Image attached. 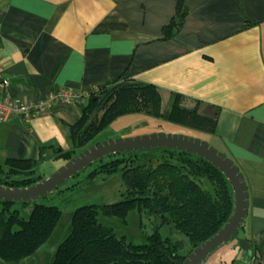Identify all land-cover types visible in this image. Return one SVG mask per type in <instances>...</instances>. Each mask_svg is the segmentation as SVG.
Here are the masks:
<instances>
[{"label":"crops","instance_id":"0c3cea01","mask_svg":"<svg viewBox=\"0 0 264 264\" xmlns=\"http://www.w3.org/2000/svg\"><path fill=\"white\" fill-rule=\"evenodd\" d=\"M176 1L0 0V77L9 94L39 102L73 93L0 123V161L70 149L67 124L78 120L79 100L120 76L157 86L162 110L171 93L199 100L203 113L216 115L209 139L244 176L241 236L264 261V0H184L180 29L163 39ZM43 245L16 264H34ZM240 254L225 252L218 264H251Z\"/></svg>","mask_w":264,"mask_h":264},{"label":"trees","instance_id":"16d2710c","mask_svg":"<svg viewBox=\"0 0 264 264\" xmlns=\"http://www.w3.org/2000/svg\"><path fill=\"white\" fill-rule=\"evenodd\" d=\"M187 12L185 1L177 0L173 16L162 27L163 39H170L178 32ZM251 23L255 22L248 20L245 24ZM119 78L79 100L80 116L74 124H67L71 148L56 150L57 158L69 160L117 117L134 112H147L179 126L215 133L216 115L202 113L199 100L171 93L167 108L162 110L157 86L129 76H123L118 82ZM132 153L112 154L107 156V161L99 160L91 174L120 172L126 187L123 198L109 204L77 207L72 214L70 232L56 247L50 264H176L175 261H183L187 254L179 253L177 242L161 236L163 225L185 234L191 251L216 233L230 217L231 187L210 162L189 152L161 148L156 163L135 164ZM44 157V148L40 149L37 159L5 157L0 161V184L22 188L39 181L43 177L34 175L35 167ZM0 202V261L16 264L33 255L47 241L60 219L61 209L34 202L28 218H24L12 208L15 202ZM134 207L140 215L151 216L154 224L153 232L143 244L127 243L98 219L102 212L125 222L127 213ZM250 242V263L264 264L255 242Z\"/></svg>","mask_w":264,"mask_h":264},{"label":"rangeland","instance_id":"374dc122","mask_svg":"<svg viewBox=\"0 0 264 264\" xmlns=\"http://www.w3.org/2000/svg\"><path fill=\"white\" fill-rule=\"evenodd\" d=\"M120 80H122V77L119 78L118 82ZM105 96L106 95H104V97ZM104 97L99 100L98 105L103 102ZM187 102L191 103L189 101ZM201 108H203L202 105L200 110ZM152 132L179 133L206 141L212 146L216 145L209 139L208 134L202 131L176 125L162 118L154 117L147 112H134L117 117L105 128L97 132L89 142V145L97 144L108 139L139 136ZM53 153H56V149ZM160 153L161 148L153 147L135 150L132 156L135 164H145L149 161L156 163L160 159ZM125 156L128 157V153H125ZM107 160V156L103 157V161ZM1 161L3 160L1 159ZM65 162L63 158L50 155L48 158L38 162L35 167L34 175L46 177ZM98 164L99 161L93 162L74 176L65 180L57 189L48 192L47 195L42 196L38 200L25 204L15 202L12 205V208L17 209L19 215L24 218H28L34 202H41L61 209L60 219L47 241L41 247V251L39 252L42 253L36 255L34 264H45L49 259L50 261L53 259L56 247L70 232L72 214L77 207L85 204H109L123 198L126 187L121 173L91 174V172L98 167ZM202 185L205 187L204 183H202ZM1 207L2 204L0 202V210ZM98 219L103 225L111 227L118 237H124L127 243L132 244L146 243L148 235L154 230L152 217L146 214L140 215L138 209L135 207L127 213L125 222L116 216H108L102 212L99 213ZM160 234L163 238H168L173 242H177L179 244L180 254L186 255L189 253L191 245L189 238L185 234L179 233L172 226L167 224L160 228ZM240 234L241 230L238 232V235ZM232 248H235L234 253L229 252L233 250ZM225 252H227L228 255L230 254L231 258H233L240 252L243 254V249L237 245V240L235 238H231L228 242L209 254L201 264H218L219 256H223ZM242 254H240V258H242Z\"/></svg>","mask_w":264,"mask_h":264},{"label":"water","instance_id":"95a60500","mask_svg":"<svg viewBox=\"0 0 264 264\" xmlns=\"http://www.w3.org/2000/svg\"><path fill=\"white\" fill-rule=\"evenodd\" d=\"M153 147L185 151L205 159L226 177L233 194L232 213L225 224L208 239L194 247L183 261H175V263L201 264L209 254L231 238H235L238 246L250 257L252 255L251 242L241 234L238 235L248 209L247 185L239 167L225 153L208 142L179 133L152 132L139 136L108 139L89 145L73 155L50 175L27 187L13 188L0 184V201L22 203L38 200L48 192L57 189L71 176L105 156Z\"/></svg>","mask_w":264,"mask_h":264},{"label":"built area","instance_id":"2783aa9c","mask_svg":"<svg viewBox=\"0 0 264 264\" xmlns=\"http://www.w3.org/2000/svg\"><path fill=\"white\" fill-rule=\"evenodd\" d=\"M1 63V58H0ZM10 82L0 77V123L7 122L12 118H20L44 110L57 100H69L73 93L62 90L48 96L39 102H29L20 97H13L9 94Z\"/></svg>","mask_w":264,"mask_h":264}]
</instances>
